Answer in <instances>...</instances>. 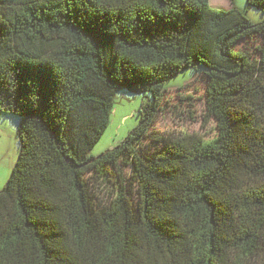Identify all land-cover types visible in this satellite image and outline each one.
<instances>
[{"label":"trees","instance_id":"trees-1","mask_svg":"<svg viewBox=\"0 0 264 264\" xmlns=\"http://www.w3.org/2000/svg\"><path fill=\"white\" fill-rule=\"evenodd\" d=\"M198 67L216 135L159 134L164 84ZM121 89L152 100L93 156ZM0 112L21 118L0 264H264V19L210 0H0Z\"/></svg>","mask_w":264,"mask_h":264},{"label":"rangeland","instance_id":"rangeland-1","mask_svg":"<svg viewBox=\"0 0 264 264\" xmlns=\"http://www.w3.org/2000/svg\"><path fill=\"white\" fill-rule=\"evenodd\" d=\"M210 3L217 8H230L234 4L247 10L252 21L264 19L261 10L249 7L246 0H210ZM257 42L247 40L241 42L238 47H254ZM202 70V67L184 69L164 84L166 91L154 123L156 132L164 136L196 132L206 139L216 135V121L206 115L207 80L201 76ZM151 100V94L148 92L119 90L114 98L109 124L91 154L98 156L120 142L139 123L140 106ZM20 121L21 118L17 115L0 112V190L6 185L18 158L20 142L17 129ZM118 167L119 169L113 171L110 176L95 184L98 198L104 199L117 187L119 175L123 178L128 174V167Z\"/></svg>","mask_w":264,"mask_h":264},{"label":"snow or ice","instance_id":"snow-or-ice-1","mask_svg":"<svg viewBox=\"0 0 264 264\" xmlns=\"http://www.w3.org/2000/svg\"><path fill=\"white\" fill-rule=\"evenodd\" d=\"M33 71H35V72H37V73H40V72H42L43 70L38 68V69H34ZM37 82H38V81L33 80V84H34V85H35ZM34 95H35V97H36V99H35V103H36V104L41 103V101H42V99H43V97H42V93H41L40 91H37L36 93H34Z\"/></svg>","mask_w":264,"mask_h":264}]
</instances>
